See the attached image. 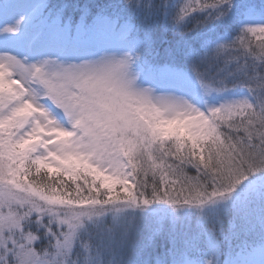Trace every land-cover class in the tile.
<instances>
[{
    "label": "snow or ice",
    "instance_id": "1",
    "mask_svg": "<svg viewBox=\"0 0 264 264\" xmlns=\"http://www.w3.org/2000/svg\"><path fill=\"white\" fill-rule=\"evenodd\" d=\"M0 264H264V0H0Z\"/></svg>",
    "mask_w": 264,
    "mask_h": 264
}]
</instances>
